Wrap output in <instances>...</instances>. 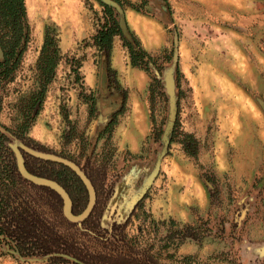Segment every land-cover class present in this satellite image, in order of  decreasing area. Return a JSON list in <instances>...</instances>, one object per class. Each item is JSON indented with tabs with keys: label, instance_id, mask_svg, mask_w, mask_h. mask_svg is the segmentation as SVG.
Instances as JSON below:
<instances>
[{
	"label": "rangeland",
	"instance_id": "obj_1",
	"mask_svg": "<svg viewBox=\"0 0 264 264\" xmlns=\"http://www.w3.org/2000/svg\"><path fill=\"white\" fill-rule=\"evenodd\" d=\"M24 1L30 40L15 70L0 71V130L13 156L27 155L16 138L25 124V137L54 155L104 166L101 229L118 226L159 264H264V0H119L160 69L155 95L157 69L133 68L119 37L108 79L93 43L106 20L97 0ZM46 26L60 60L32 103ZM167 72L176 118L164 149ZM186 228L196 239L180 240ZM2 251L0 264H50Z\"/></svg>",
	"mask_w": 264,
	"mask_h": 264
},
{
	"label": "trees",
	"instance_id": "obj_2",
	"mask_svg": "<svg viewBox=\"0 0 264 264\" xmlns=\"http://www.w3.org/2000/svg\"><path fill=\"white\" fill-rule=\"evenodd\" d=\"M115 1L121 5L119 0ZM97 2L103 8L106 20L94 36L93 43L106 60L110 82L113 75L109 66L112 43L115 37H119L127 50L130 65L133 68L148 74L152 68L157 69L156 76H151L150 89L158 91L161 84L156 59L144 50L138 38L129 29L132 43L127 42L122 36L114 10L98 0ZM133 9L138 12L137 8ZM29 40L30 29L25 1L0 0V48L3 53L0 71L4 76L7 77L11 71L15 70ZM59 60L60 52L55 31L52 27L46 26L36 65L38 90L31 98L32 103L42 101L47 86L54 78ZM155 91L151 94L155 95ZM90 109L91 112L94 111L93 104ZM0 129L6 130L1 125ZM26 129L27 125L23 124L20 127L22 134H16V138L25 147L51 153L25 137L23 132ZM159 134L160 132L157 133L158 139ZM8 141L7 136L0 130V256L3 253L2 248H6L22 259L43 258L50 264H159L148 252L137 251L128 246L123 232H120L118 236L115 235L118 226L113 225L110 231L101 229L99 220L106 178L104 166L86 164L81 167L79 161L60 156L81 168L96 194L95 205L89 216L81 224L70 223L62 214L63 203L58 194L49 188L36 186L21 177L13 154L5 147ZM184 149L187 154L195 155L189 148ZM24 166L30 174L58 183L69 195L74 215H79L85 209L88 202L87 191L70 169L25 154ZM138 207L136 204L129 218ZM185 230L192 231V234H180V240L196 239L193 229ZM106 235H110L112 239L114 237L116 247L109 242ZM111 246L114 248L112 249Z\"/></svg>",
	"mask_w": 264,
	"mask_h": 264
},
{
	"label": "water",
	"instance_id": "obj_3",
	"mask_svg": "<svg viewBox=\"0 0 264 264\" xmlns=\"http://www.w3.org/2000/svg\"><path fill=\"white\" fill-rule=\"evenodd\" d=\"M98 1L116 12L117 20H118V26L121 30L122 36L124 37V39L127 42L132 43V37L129 33V30H128V27H127V24H126V21L124 18V13H123L120 5L117 2H115L114 0H98ZM2 58H3V53H2V50L0 48V61L2 60ZM174 59L176 60V57ZM105 73H106L105 70H103L102 84H105V82H106V74ZM165 89H166V94L168 96V101H169V112H168V120H167L166 128L164 130V134L162 137L164 149L166 148L167 144L169 143V136L173 130V126H174V122H175V118H176V97H175V92H174V82H173L172 75L169 74V72H167L165 75ZM263 110H264V107H263ZM20 145H21V147H20L21 151H23L27 155H29L33 158L42 160V161L52 162V163H56L58 165L65 166L66 168L70 169L80 179V181L83 183V185L87 191L88 202H87L85 209L79 215H74L72 213V202H71V199H70L69 195L67 194V192L55 181L48 180V179L41 178V177L34 176V175L30 174L24 166V159H23V155L21 154V152L19 150H16L14 152L17 170H18L19 174L21 175V177L24 180H26V181H28V182L36 185V186L49 188L50 190H52L56 194H58V196L61 198L62 203H63L62 214H63L64 218L70 223L81 224L91 213V211L95 205V201H96V194H95L94 188H93L90 180L85 175V173L81 170V168L79 166H77L74 162H72L70 160L64 159V158L57 156V155H54V154L40 152L37 150L30 149L28 147H25L21 142H20ZM162 154H163V152H162ZM158 167L159 166L157 164L155 166V169H154L151 177L147 181L146 186L144 187V190L148 187L152 178L156 175V173L158 171ZM144 190H142V191H144ZM12 254L17 256L14 253H12ZM17 257L19 259H22L19 256H17Z\"/></svg>",
	"mask_w": 264,
	"mask_h": 264
},
{
	"label": "flooded vegetation",
	"instance_id": "obj_4",
	"mask_svg": "<svg viewBox=\"0 0 264 264\" xmlns=\"http://www.w3.org/2000/svg\"><path fill=\"white\" fill-rule=\"evenodd\" d=\"M115 1V0H114ZM116 2V1H115ZM121 3V2H120ZM131 32V31H130ZM139 40V39H138ZM140 41V40H139ZM141 43V42H140ZM142 45V44H141ZM143 47V46H142ZM145 50V49H144ZM146 51V50H145ZM147 52V51H146ZM148 53V52H147ZM153 57V56H152ZM165 59L166 58H163V61L165 62ZM159 72H160V69H159ZM160 74V73H159ZM153 75H155V74H153ZM156 76V75H155ZM160 77H161V75H159V80H160ZM160 84H161V82H160ZM161 89H162V85H161ZM133 211V210H132ZM131 214V213H130ZM130 214H129V217H130ZM128 217V218H129Z\"/></svg>",
	"mask_w": 264,
	"mask_h": 264
},
{
	"label": "crops",
	"instance_id": "obj_5",
	"mask_svg": "<svg viewBox=\"0 0 264 264\" xmlns=\"http://www.w3.org/2000/svg\"><path fill=\"white\" fill-rule=\"evenodd\" d=\"M126 24H127V22H126ZM127 27H128V24H127Z\"/></svg>",
	"mask_w": 264,
	"mask_h": 264
}]
</instances>
